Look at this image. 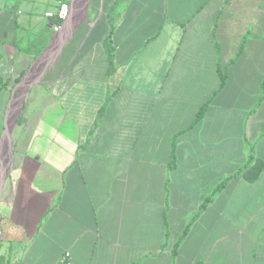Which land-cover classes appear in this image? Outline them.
<instances>
[{
  "label": "crops",
  "instance_id": "crops-1",
  "mask_svg": "<svg viewBox=\"0 0 264 264\" xmlns=\"http://www.w3.org/2000/svg\"><path fill=\"white\" fill-rule=\"evenodd\" d=\"M72 2L0 1V264H264V0Z\"/></svg>",
  "mask_w": 264,
  "mask_h": 264
},
{
  "label": "water",
  "instance_id": "water-1",
  "mask_svg": "<svg viewBox=\"0 0 264 264\" xmlns=\"http://www.w3.org/2000/svg\"><path fill=\"white\" fill-rule=\"evenodd\" d=\"M88 3H89V0H73L71 4V8L69 10L70 15L63 22V27H62V32H61L62 37L60 36L61 43H63L67 38L71 37L73 35L74 30L82 23V21L84 20L85 11L87 9ZM43 53L40 55V57L36 61H39V59L43 57L44 55ZM49 66L50 64L47 66L45 73L48 71ZM31 69L29 70L28 74L31 72ZM28 74L25 75L24 78L22 79L23 82L27 81ZM9 135H10V129H7V131L3 134L2 138L5 139V137ZM0 185H1V182H0Z\"/></svg>",
  "mask_w": 264,
  "mask_h": 264
},
{
  "label": "trees",
  "instance_id": "trees-1",
  "mask_svg": "<svg viewBox=\"0 0 264 264\" xmlns=\"http://www.w3.org/2000/svg\"><path fill=\"white\" fill-rule=\"evenodd\" d=\"M56 21V20H55ZM56 23L57 24H59L57 21H56ZM243 44H244V42H242V45H241V48H240V51H239V53H241V51H242V46H243ZM103 46H104V49H105V53H106V57H107V61H108V63H110V57H111V51H112V47L108 44V40H104V42H103ZM111 70H109V72H110ZM219 78H220V82H219V88H218V90L216 91V93L217 92H219V91H221L223 88H224V86H225V81H226V77H225V75H223L221 72H220V75H219ZM110 100V97H107V99H106V102H105V105H103L100 109H99V111H98V113H97V120H96V122L94 123V127H96L97 126V124H98V121H99V118L101 117V115H102V113H103V111H104V109H105V107H106V104H107V102ZM204 109H205V106H203V107H201L199 110H198V112H197V115H196V119H195V122H197L199 119H201V117H202V115H203V112H204ZM92 134V132H90V135ZM262 167H263V165H262V163L261 162H256L252 167H250V168H243L242 170H241V172H248V171H252V173H254V178L255 177H257L258 175H259V173H260V171L262 170ZM241 172H239V173H241ZM223 187V186H222ZM221 187V188H222ZM177 247L178 246H176L175 247V249H174V252H173V254H175L176 253V250H177Z\"/></svg>",
  "mask_w": 264,
  "mask_h": 264
},
{
  "label": "built area",
  "instance_id": "built-area-1",
  "mask_svg": "<svg viewBox=\"0 0 264 264\" xmlns=\"http://www.w3.org/2000/svg\"><path fill=\"white\" fill-rule=\"evenodd\" d=\"M0 1L16 4V3H19L21 0H0ZM69 10H70V8L67 4H61L55 13H48V14H46V17H48L50 19H54L59 24H61L62 22H64L68 18ZM59 24H57L54 28L56 31H58L60 28ZM1 238H2V231H1V225H0V243H1ZM58 264H70L69 254L64 253L61 256V258L59 259Z\"/></svg>",
  "mask_w": 264,
  "mask_h": 264
},
{
  "label": "bare ground",
  "instance_id": "bare-ground-1",
  "mask_svg": "<svg viewBox=\"0 0 264 264\" xmlns=\"http://www.w3.org/2000/svg\"><path fill=\"white\" fill-rule=\"evenodd\" d=\"M60 36H61V34L57 37V39L55 40V42L49 48L51 52L57 48V46H58V44H59V42L61 40V37H62V36L61 37Z\"/></svg>",
  "mask_w": 264,
  "mask_h": 264
}]
</instances>
